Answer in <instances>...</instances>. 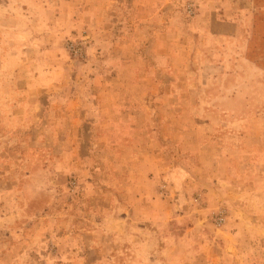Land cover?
Segmentation results:
<instances>
[{
	"label": "rangeland",
	"instance_id": "374dc122",
	"mask_svg": "<svg viewBox=\"0 0 264 264\" xmlns=\"http://www.w3.org/2000/svg\"><path fill=\"white\" fill-rule=\"evenodd\" d=\"M0 264H264V0H0Z\"/></svg>",
	"mask_w": 264,
	"mask_h": 264
},
{
	"label": "crops",
	"instance_id": "0c3cea01",
	"mask_svg": "<svg viewBox=\"0 0 264 264\" xmlns=\"http://www.w3.org/2000/svg\"><path fill=\"white\" fill-rule=\"evenodd\" d=\"M115 116H118V115H115ZM115 117H113V116H110V119L111 120H107V121H113L114 123H115V119H114ZM116 124V123H115Z\"/></svg>",
	"mask_w": 264,
	"mask_h": 264
}]
</instances>
